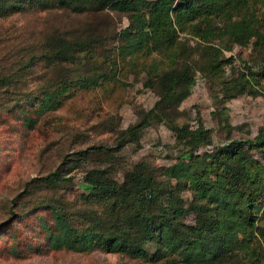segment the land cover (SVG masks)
Masks as SVG:
<instances>
[{
  "label": "trees",
  "instance_id": "16d2710c",
  "mask_svg": "<svg viewBox=\"0 0 264 264\" xmlns=\"http://www.w3.org/2000/svg\"><path fill=\"white\" fill-rule=\"evenodd\" d=\"M54 9L85 16L109 9L127 16L128 25L115 33L111 50L126 65H140L142 86L157 100L121 132L118 144L138 143L142 129L163 123L173 133L174 162L159 168L138 162L120 180L113 176V148L80 151L71 160L75 167L104 155L98 166L84 172L87 194L67 200L61 190L71 179L57 167L43 181L44 196L25 210L44 215L37 217L25 247L17 246L21 231L11 237L7 254L22 258L33 251H100L149 264L263 263L264 128L253 137L200 152L212 144L211 131L199 118L194 126L178 121V106L191 94L197 70L207 76L232 62V57L220 59L219 52L234 44H250L254 60L221 81L223 97L264 92V0H0V18ZM182 33L190 36L184 35L185 41L201 44L208 62L188 58ZM107 37L92 25L55 27L44 34L38 42L40 54L28 50L15 69L0 75V118L3 112L11 117L20 113L23 125L33 129L69 97L67 92L92 89L111 78V70L96 58ZM214 41L225 42L216 47ZM80 53L84 57L78 60ZM41 63L45 70L36 78L40 85L30 88L27 79Z\"/></svg>",
  "mask_w": 264,
  "mask_h": 264
},
{
  "label": "rangeland",
  "instance_id": "374dc122",
  "mask_svg": "<svg viewBox=\"0 0 264 264\" xmlns=\"http://www.w3.org/2000/svg\"><path fill=\"white\" fill-rule=\"evenodd\" d=\"M125 14L106 9L94 16L71 14L63 10L27 11L0 18V75L7 74L17 66L21 55L37 50L40 38L52 28L85 27L92 25L107 38L97 48L98 62L110 71L108 80L92 89L75 90L66 93L59 107L47 111L33 129L22 123L24 115L14 117L3 112L0 118V264H149L130 259L121 254H108L100 251L75 253L66 250L32 252L22 258L7 254V245L18 235L22 238L18 248L25 247L41 211L28 215L38 196H44L43 181L48 174L61 165V173L71 181L63 191L67 200L84 197L87 194L83 181L88 168L98 166L103 154L78 162L80 151L100 152L113 148L116 157L113 167L121 180L123 173L138 162H147L154 168L174 162L175 151L170 148L174 142L173 133L163 124L154 122L139 133V142H128L119 146L121 132L139 121L141 112L149 110L157 100L155 93L142 86L145 77L140 65L128 66L123 58L111 50L116 44L115 33L128 25ZM81 30V29H78ZM181 37L187 34H180ZM110 36V37H109ZM111 36H114L111 38ZM188 36V35H187ZM190 38V36H188ZM184 42L189 46L190 60L199 64L208 62L201 44L193 39ZM225 41H214L218 47ZM252 48L232 45L221 48L220 59L232 57L230 64H224L217 73L204 76L199 70L195 73V84L191 94L178 106L181 114L178 121L194 126L197 118L211 131L212 144L198 151L225 144L237 138L253 137L259 128H264V92L259 95L240 94L232 98L223 97L221 81L231 78L242 67L243 62L254 60ZM78 54V60L82 57ZM157 56V59L160 55ZM95 58V60H96ZM141 60V59H140ZM117 62V66L113 62ZM146 64L151 57L144 59ZM37 65L27 79V86L37 88V76L44 72V63ZM92 62L89 63L90 67ZM52 74V73H50ZM25 102V101H23ZM22 103V101H18ZM227 115V120L224 119ZM229 124V126H226ZM252 154L259 159L256 152ZM82 164V165H80ZM41 190V191H40ZM187 197L188 194L184 193ZM20 199L21 204H20ZM19 201V203H17ZM37 215V216H36ZM19 217V218H18ZM14 219L16 221H14ZM16 243L18 242L17 240ZM258 264V263H255ZM260 264H264L260 263Z\"/></svg>",
  "mask_w": 264,
  "mask_h": 264
}]
</instances>
